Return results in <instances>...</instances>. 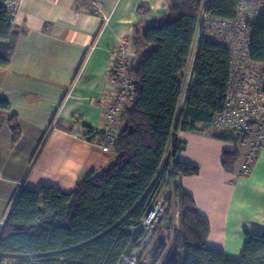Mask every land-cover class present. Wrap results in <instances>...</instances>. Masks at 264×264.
<instances>
[{"label": "trees", "instance_id": "1", "mask_svg": "<svg viewBox=\"0 0 264 264\" xmlns=\"http://www.w3.org/2000/svg\"><path fill=\"white\" fill-rule=\"evenodd\" d=\"M165 1L162 20L136 26L131 38L137 55L127 70L133 91L120 116L112 161L91 171L70 193L50 186L37 190L22 186L0 228V264L11 259L16 264H117L138 249L134 229L162 196L164 216L173 205L179 211L180 251L170 264H264V228L260 234H245L240 259L228 260L221 250L208 246V221L179 185L181 178L196 176L198 168L178 160L185 148L178 132L210 130L215 139L239 140L237 132L211 127L225 101L230 53L202 33L185 102L181 110L178 106L200 15L234 20L242 0ZM249 28V57L264 63V10ZM19 35L0 7V69L9 66ZM9 110V102L0 98V114ZM6 125L15 144L21 135L16 115L8 116ZM238 159L239 150L224 151L222 169L233 173ZM167 248L168 238L160 239L151 263L158 264Z\"/></svg>", "mask_w": 264, "mask_h": 264}, {"label": "crops", "instance_id": "2", "mask_svg": "<svg viewBox=\"0 0 264 264\" xmlns=\"http://www.w3.org/2000/svg\"><path fill=\"white\" fill-rule=\"evenodd\" d=\"M166 9L165 0L21 1L12 19L20 35L9 66L0 69V98L10 105L7 114H0V189L7 188L12 196L0 218L22 186L30 190L50 186L70 193L91 171L109 165L112 148L103 152L102 147L106 111L115 93L110 68L116 43L132 38L136 26L162 20ZM198 31L191 64L183 73L178 110L191 81ZM11 115H16L21 134L15 144L6 125ZM120 127L119 120L116 133ZM46 132L28 180L11 191L9 187L21 183L31 150ZM176 137L185 144L178 160L198 168L196 176L181 178L179 185L208 221L207 244L238 261L245 234H260L264 228V146L251 172L239 177L220 164L224 151L240 150L238 142L215 139L210 130L180 131Z\"/></svg>", "mask_w": 264, "mask_h": 264}, {"label": "built area", "instance_id": "3", "mask_svg": "<svg viewBox=\"0 0 264 264\" xmlns=\"http://www.w3.org/2000/svg\"><path fill=\"white\" fill-rule=\"evenodd\" d=\"M22 0H0V7L13 19ZM264 10V0H242L234 20H224L201 14L198 30L208 41L225 47L230 53V75L226 87L225 101L212 120L211 127L220 131L239 134V159L234 172L247 176L264 146V63L254 62L249 57L248 46L251 30L249 24ZM107 20L105 19L104 22ZM136 53L131 38L124 37L116 43L111 65V82L115 93L106 111L103 152H108L116 139V126L123 110L129 106L133 84L127 70L134 64ZM53 127V123L51 128ZM166 211L164 198L155 201L134 236H139L138 249L124 256L117 264H142L141 252L153 235L157 224ZM3 220L0 221V228ZM2 264H16L14 259Z\"/></svg>", "mask_w": 264, "mask_h": 264}, {"label": "rangeland", "instance_id": "4", "mask_svg": "<svg viewBox=\"0 0 264 264\" xmlns=\"http://www.w3.org/2000/svg\"><path fill=\"white\" fill-rule=\"evenodd\" d=\"M199 32V31H198ZM200 33V32H199ZM189 64H191V60H189ZM51 131V128H49V132ZM49 132H46L37 148L34 150H31V161L28 160L29 164L27 167V172L24 174L23 179L20 184H17V186L9 187L11 191L15 189H19L26 181L28 180V177L30 176L31 170L33 168V165L35 164L36 160L38 159L42 149L44 148V144L46 143L47 137ZM21 150H17L19 152ZM33 153V154H32ZM5 155H2V158H4ZM25 162V161H24ZM26 187V186H25ZM10 191V193H11ZM0 192L4 196L2 197L0 201V215L3 213V210L5 209L7 201H9V197H12L11 194H9V191L7 188H5V191L0 189ZM163 197V196H162ZM165 198V197H164ZM12 199V198H11ZM11 204V200L9 202ZM8 204V206L10 205ZM7 209V208H6ZM178 209L174 205L172 206L171 211L167 213L162 221H160L157 224V229L154 231L153 235L150 237L145 249L143 250V255L141 256V263L142 264H152L151 263V253L155 249L158 241L160 239L168 238V248L167 251L164 253V256L160 260L158 264H170L172 259L175 257V255L180 251L178 239L176 237V232L178 229ZM6 212L2 216H5ZM0 219H3L2 217ZM4 220V219H3ZM2 221V220H1Z\"/></svg>", "mask_w": 264, "mask_h": 264}]
</instances>
